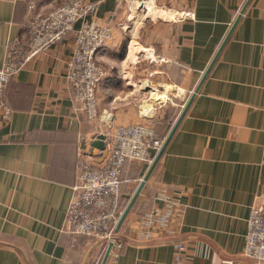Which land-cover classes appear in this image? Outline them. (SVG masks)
Segmentation results:
<instances>
[{"label": "crops", "instance_id": "crops-1", "mask_svg": "<svg viewBox=\"0 0 264 264\" xmlns=\"http://www.w3.org/2000/svg\"><path fill=\"white\" fill-rule=\"evenodd\" d=\"M62 1L0 0V65L8 42L25 37L29 17ZM85 1L94 9L84 19L112 31L98 54L105 74L96 86L108 124L142 119L143 93L141 111L151 106L152 92L160 95L153 100L162 99L151 113L155 125L167 108L177 112L193 95L118 229L123 244L116 264H264L243 253L251 206L264 211V0H152V12L145 0ZM139 6L145 18L133 15ZM155 8L171 17H149ZM72 42L70 32L6 85L11 115L0 121V264H95L106 246L63 228L78 162L98 163L106 155L107 125L82 113L66 77ZM157 84L172 88L166 99ZM146 170L145 163L126 162L123 199ZM161 185L176 203L171 231L156 228L146 239L140 210L162 206ZM178 244L184 245L179 263Z\"/></svg>", "mask_w": 264, "mask_h": 264}, {"label": "built area", "instance_id": "built-area-1", "mask_svg": "<svg viewBox=\"0 0 264 264\" xmlns=\"http://www.w3.org/2000/svg\"><path fill=\"white\" fill-rule=\"evenodd\" d=\"M245 1V0H242ZM32 5H30L31 7ZM94 4L83 0H64L45 14H34L25 23V37L12 38L5 48L0 65V121L8 122L11 108L5 99L8 80L16 75L25 63L40 52L73 33L71 57L67 62L66 77L74 99L88 119L109 118L99 115L96 86L104 76V68L97 55L111 37L108 24L98 25L85 18ZM189 14V13H188ZM79 21V24H75ZM99 118V117H98ZM104 131L105 158L98 163L81 159L78 162V184L67 206L63 228L75 235H87L105 240L107 264H116L122 247L117 223L122 209L118 208L120 173L126 160L145 163L148 167L161 148V138L153 125L145 123L107 124ZM155 206L140 217V234L149 239L155 229H169L168 216L173 213L175 201L161 185ZM244 255L264 262V211L261 205H252L246 219ZM184 245L178 244L176 262L183 259Z\"/></svg>", "mask_w": 264, "mask_h": 264}, {"label": "water", "instance_id": "water-1", "mask_svg": "<svg viewBox=\"0 0 264 264\" xmlns=\"http://www.w3.org/2000/svg\"><path fill=\"white\" fill-rule=\"evenodd\" d=\"M247 2H248V0L246 1V3H247ZM246 3H245V5H246ZM245 5H244V6H245ZM243 9H244V7H243ZM243 9L240 11V13L243 11ZM238 16H239V14H238ZM237 19H238V17H237ZM237 19H236V20H237ZM214 59H215V56L213 57V59H212V61L210 62L209 66L211 65V63L213 62ZM209 66H208V68H209ZM208 68L206 69V71L204 72L203 76L201 77V79H200V81H199V84H200V82L202 81V79L205 77V75H206V73H207V71H208ZM199 84H198V85H199ZM197 89H198V86L195 87V91H194V92H196ZM192 96H193V95H191V96L188 98V100L184 103V105H183L182 109L180 110V112H179V114H178L176 120L174 121V123H173V125H172V127H171V129H170V131H169V133H168V135L165 137V139H164V141H163V144H162L161 148H160L159 151L156 153V155H155V157H154L152 163L147 167V170H146V172H145V174H144V176H143V178H142V180H141L139 186L137 187L136 191H135L134 194L132 195V197H131L129 203L127 204V206H126V207L124 208V210L122 211V214L120 215L119 221H118V223H117V229L119 228V226H120L121 223L123 222L125 216L127 215V213H128V211H129V209H130L132 203L134 202V200H135V198H136L138 192L140 191V188H141L142 184H143L144 181L148 178V176H149L150 172L152 171L153 167L155 166L157 160H158L159 157L161 156V154H162V152H163V150H164L166 144L168 143L170 137L172 136V134H173V132H174V130H175V128H176V126H177L179 120L182 118V116L184 115L186 109L188 108V106H189V104H190V102H191ZM109 248H110V245L107 246V248H106V250H105V252H104V255H103V257H102V260H101L100 264H105V263H106V260H107V257H108V251H109Z\"/></svg>", "mask_w": 264, "mask_h": 264}, {"label": "rangeland", "instance_id": "rangeland-1", "mask_svg": "<svg viewBox=\"0 0 264 264\" xmlns=\"http://www.w3.org/2000/svg\"><path fill=\"white\" fill-rule=\"evenodd\" d=\"M84 2H88V1H85V0H83ZM62 2H64V1H62ZM90 3H92V2H90ZM137 2H135L134 3V5L136 4ZM156 9V8H155ZM143 10V7H135V9L133 10V15H136L137 14V16L138 17H143L144 16V18L146 17V15L144 14L143 15V13H144V11H142ZM167 16V17H171V15H168L166 12L163 14V11H159V9H156V13H154V15H149V17H157V16ZM97 59H98V55H97ZM99 61V60H98ZM101 65V64H100ZM150 80H148V81H151L153 84H155L156 85V80L155 79H152V78H149ZM154 81V82H153ZM158 83V82H157ZM157 89L158 90H160V91H165L166 90V96L164 97V99H166V97L169 95L168 93H169V91L171 90L172 91V88H167V89H164V88H160V85H158L157 84ZM144 90V89H143ZM142 89H141V91H143ZM145 90H147V89H145ZM163 99V100H164ZM144 100H146V94L145 93H143V96H142V99L139 101V103H140V105L138 104V108H139V111H140V117L142 118V119H140V120H135V121H129V122H126V123H145V124H150V125H153V127L154 128H156L155 126V123H156V120L158 119L157 117H154L153 115H151V113H153L152 112V110H154L153 109V107L155 106V105H157V103L156 102H159V101H161L162 99H158V100H149V102L151 103V106H148L149 108H151L147 113L146 112H142L141 111V104L142 103H144ZM159 105L160 104H162V103H158ZM184 105V104H183ZM183 105H182V107H183ZM147 107V108H148ZM82 111V110H81ZM98 111H99V115H101L104 111L103 110H99V106H98ZM82 113H83V111H82ZM84 114V113H83ZM85 115V114H84ZM150 116V117H149ZM99 117V118H98ZM97 118L98 119H100L104 124H105V126L108 124V119L109 118H107V119H103L102 117H100V116H98ZM109 117V116H108ZM148 117V118H147ZM153 117V121L152 120H150L151 118ZM147 118V119H146ZM89 120H91V119H89ZM94 120V119H93ZM107 123V124H106ZM118 124H123V123H118ZM115 125H117V124H114V126ZM107 128H108V125L106 126Z\"/></svg>", "mask_w": 264, "mask_h": 264}, {"label": "trees", "instance_id": "trees-1", "mask_svg": "<svg viewBox=\"0 0 264 264\" xmlns=\"http://www.w3.org/2000/svg\"><path fill=\"white\" fill-rule=\"evenodd\" d=\"M185 101H186V100H185ZM185 101H184L182 104H184ZM182 104H181V106H182ZM181 106H179V109L177 108L178 111H177V112L175 111L176 113L174 112V108H170V107L167 108V110L164 112V116L161 118L162 122H160V124H157V125L155 126V127H156L155 130H156L157 134H158L161 138H164V139H165V137L168 135V133H169V131H170V129H171V127H172V125H173V123H174V121H175V119H176L178 113H179V111L182 109ZM127 161H128V160H126V161L123 163L121 173H122L123 168H124V165L126 164ZM146 167H147V166H146ZM121 173H120V178H121ZM119 191L121 192V184H120V189H119ZM120 192H119V197H118V208L124 210V208H125V207L127 206V204L129 203V201H130L132 195H131V197L129 196V197H126L125 199H123L122 196H121V194H120ZM135 205H136V198H135L134 202L132 203V205H131L129 211H130L131 208L134 207ZM150 207H151V206H150ZM150 207H148V208L146 207V208L140 210V214H145L147 211L150 210ZM120 227H121V226H119V228H120ZM90 237H91V236H90ZM104 246H105V245H104ZM104 246H103V248H102L100 254H98V258H97L95 264H100V262H101V260H102V257H103V255H104V252H105V250H106V246H105V247H104Z\"/></svg>", "mask_w": 264, "mask_h": 264}, {"label": "bare ground", "instance_id": "bare-ground-1", "mask_svg": "<svg viewBox=\"0 0 264 264\" xmlns=\"http://www.w3.org/2000/svg\"><path fill=\"white\" fill-rule=\"evenodd\" d=\"M144 5L148 8V12H152V11H154V6H153V1L152 0H145L144 1ZM130 52H132V50L130 49ZM135 85H137V84H135ZM160 92V91H159ZM163 92V91H162ZM150 97H152L153 99H156V98H159L160 97V95L157 93V91H155V92H152L151 93V96ZM152 99V100H153ZM146 106L144 107V109H143V111H145L146 112V110H147V107H148V104H145Z\"/></svg>", "mask_w": 264, "mask_h": 264}]
</instances>
